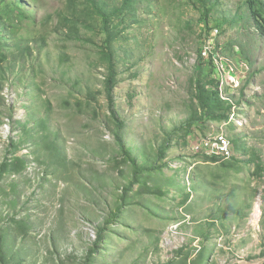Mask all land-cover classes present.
Segmentation results:
<instances>
[{"label": "rangeland", "instance_id": "374dc122", "mask_svg": "<svg viewBox=\"0 0 264 264\" xmlns=\"http://www.w3.org/2000/svg\"><path fill=\"white\" fill-rule=\"evenodd\" d=\"M211 28L241 80L224 87L236 125L197 99L218 80ZM222 133L232 159L192 152ZM0 264H264L246 0H0Z\"/></svg>", "mask_w": 264, "mask_h": 264}, {"label": "built area", "instance_id": "2783aa9c", "mask_svg": "<svg viewBox=\"0 0 264 264\" xmlns=\"http://www.w3.org/2000/svg\"><path fill=\"white\" fill-rule=\"evenodd\" d=\"M219 35L220 31L218 28H214L211 31L210 35L205 39L204 47L201 51V58L204 61L213 60L214 68L218 75L219 96L224 102L229 103L232 106L233 114L230 117V121L235 124L239 123V119H237L236 116L238 106L233 103V101H231L227 96H225L224 87L226 86L229 89H238L240 87L241 80L240 77L237 76V73L233 68H225L224 63L226 61L224 60V57L219 53V47L215 43V40ZM192 152L194 154H202L203 156L226 161L232 159L234 156L231 143L225 133L213 136L212 138H205L203 140H200L199 142L194 143L192 146Z\"/></svg>", "mask_w": 264, "mask_h": 264}, {"label": "trees", "instance_id": "16d2710c", "mask_svg": "<svg viewBox=\"0 0 264 264\" xmlns=\"http://www.w3.org/2000/svg\"><path fill=\"white\" fill-rule=\"evenodd\" d=\"M246 7L247 12L256 28L262 35H264V0H246ZM213 29L214 28H211L210 30L212 31ZM209 63L213 68V60H209ZM211 81V84L216 87V90L213 92H208L205 90L204 86L202 85L203 83H198L197 89V99L201 104L202 112L204 113L203 115L206 119L215 118V113L219 110H222L226 104V102H224L219 96V81L216 77ZM227 104L229 105L227 108L232 109V106L229 103ZM227 118L229 119V114Z\"/></svg>", "mask_w": 264, "mask_h": 264}, {"label": "clouds", "instance_id": "9594fccd", "mask_svg": "<svg viewBox=\"0 0 264 264\" xmlns=\"http://www.w3.org/2000/svg\"><path fill=\"white\" fill-rule=\"evenodd\" d=\"M229 120V119H228ZM235 125V124H234Z\"/></svg>", "mask_w": 264, "mask_h": 264}]
</instances>
